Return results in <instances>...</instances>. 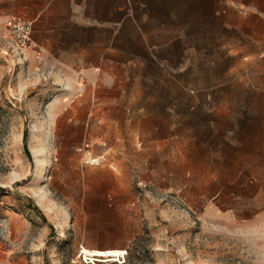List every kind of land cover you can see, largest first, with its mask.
Returning a JSON list of instances; mask_svg holds the SVG:
<instances>
[{
	"label": "rangeland",
	"instance_id": "1",
	"mask_svg": "<svg viewBox=\"0 0 264 264\" xmlns=\"http://www.w3.org/2000/svg\"><path fill=\"white\" fill-rule=\"evenodd\" d=\"M8 6L0 264H264V25L230 18L248 5L130 0L112 34L33 33L26 57Z\"/></svg>",
	"mask_w": 264,
	"mask_h": 264
},
{
	"label": "crops",
	"instance_id": "2",
	"mask_svg": "<svg viewBox=\"0 0 264 264\" xmlns=\"http://www.w3.org/2000/svg\"><path fill=\"white\" fill-rule=\"evenodd\" d=\"M10 3L4 9L7 18L14 15H23L34 20V35L42 36L43 33L59 32L60 28H77L82 33L102 32L113 33V25L120 23L123 27L125 20L128 21V8L130 0H0ZM248 5L247 10L231 12L239 15L247 21L250 31L248 35L256 34L257 23L264 25V9L256 4L258 0H238ZM264 2V0H263ZM254 8V9H253ZM242 11V12H241ZM57 23L52 24V20ZM61 20H67L65 25ZM237 27V26H236ZM55 28L57 30H55ZM43 50L44 41L41 40ZM264 138V130H262ZM258 159V158H257ZM261 159H264L261 158Z\"/></svg>",
	"mask_w": 264,
	"mask_h": 264
},
{
	"label": "built area",
	"instance_id": "3",
	"mask_svg": "<svg viewBox=\"0 0 264 264\" xmlns=\"http://www.w3.org/2000/svg\"><path fill=\"white\" fill-rule=\"evenodd\" d=\"M6 26L13 50L21 57H26L27 51L33 45L34 20L23 15H14L6 19ZM41 51V47L35 45L34 52L40 55Z\"/></svg>",
	"mask_w": 264,
	"mask_h": 264
}]
</instances>
